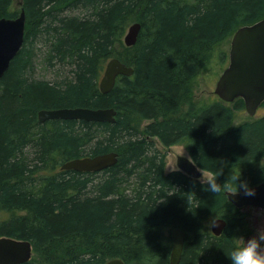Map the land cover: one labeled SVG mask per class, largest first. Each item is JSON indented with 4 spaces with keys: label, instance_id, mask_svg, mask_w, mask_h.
Masks as SVG:
<instances>
[{
    "label": "trees",
    "instance_id": "16d2710c",
    "mask_svg": "<svg viewBox=\"0 0 264 264\" xmlns=\"http://www.w3.org/2000/svg\"><path fill=\"white\" fill-rule=\"evenodd\" d=\"M20 1L25 42L0 79V238L29 240L26 264H170L164 232L181 228L179 264H232L237 241L251 233L248 216L228 200L230 189L167 175L156 140L186 144L222 188L238 171L250 187L264 182V118L234 126L221 99L189 103L182 114L216 47L263 20L264 0ZM14 3L0 0V18L20 15ZM135 22L142 29L127 47ZM114 58L135 72L102 94L99 82ZM78 107L113 108L116 122H39L42 110ZM244 107L237 100L235 109ZM109 152L119 161L103 172L61 169ZM219 217L228 223L216 237L208 225Z\"/></svg>",
    "mask_w": 264,
    "mask_h": 264
},
{
    "label": "water",
    "instance_id": "95a60500",
    "mask_svg": "<svg viewBox=\"0 0 264 264\" xmlns=\"http://www.w3.org/2000/svg\"><path fill=\"white\" fill-rule=\"evenodd\" d=\"M18 5H22L19 0ZM142 25L133 23L124 38L127 47L137 44ZM26 13L23 10L17 18H0V79L8 71L12 60L21 51L25 42ZM134 68L124 64L118 58L111 59L105 67L99 83L102 94H109L115 88L121 76L134 75ZM216 95L227 103L242 99L250 116H255L264 103V19L252 25L239 28L234 34L231 50L230 64L220 77ZM117 111L113 108H60L42 110L39 112V122L51 120H83L86 122L115 123ZM117 152H109L97 156L77 158L64 163L62 171H75L79 173H100L119 161ZM177 167L180 171L193 179L199 180L204 170L200 169L192 158L179 156ZM255 194L244 195L243 190L235 193L227 191L228 200L237 208L253 207L264 210V182L251 187ZM225 218L213 221L211 231L220 237L227 226ZM173 240L170 264H179L185 247L186 234L181 228L171 231ZM33 245L29 240L0 238V264H26L33 257ZM106 264H126L121 258H114Z\"/></svg>",
    "mask_w": 264,
    "mask_h": 264
},
{
    "label": "rangeland",
    "instance_id": "374dc122",
    "mask_svg": "<svg viewBox=\"0 0 264 264\" xmlns=\"http://www.w3.org/2000/svg\"><path fill=\"white\" fill-rule=\"evenodd\" d=\"M18 1L19 0H15L12 10L20 11V6L18 5ZM129 26L126 30L125 36L129 30ZM232 39H233V36L216 47L211 63L202 72V74L196 80L193 81L192 92L183 104L182 114L187 112L189 103L202 104L203 106H205L212 102L218 101L220 99L219 96L216 95L215 89H216V85L220 77L222 76L223 72L227 69V67L230 64V50H231ZM37 73L38 75L42 73V69L40 67L38 68ZM50 76L51 74L48 72L47 79H50ZM236 102L234 103L224 102L225 106L229 107L230 109H233L234 111V114H235L234 126L243 125L249 122H255V121H258L264 118V104L260 107L256 115L252 117L248 114L245 107L242 110H236L235 109ZM147 124H149V122L143 123L142 128H144ZM156 142H157V149L162 154H164L166 157V169H165L166 173H171L177 170L178 167H177L176 162L179 156H186V157L192 158L189 153V150L187 149L186 144L184 143L177 144L173 147L168 148L162 145L161 143H159V141L156 140ZM204 173H207V172H203V174ZM97 176H100V175L98 174ZM199 181L203 183H207L203 175L199 179ZM242 211L245 215L248 216L249 228H250L249 232H251L249 236H246L245 238L241 239V240H246L256 235L257 229L259 227L264 226V210L253 208V207H246V208H243ZM213 221L214 219L211 220V222H209V225H208L210 231H211V226H212ZM171 230L172 228L167 229L164 232L165 236H169V241L171 244L170 251H172V245H173ZM110 260L111 259H109L108 261Z\"/></svg>",
    "mask_w": 264,
    "mask_h": 264
},
{
    "label": "clouds",
    "instance_id": "9594fccd",
    "mask_svg": "<svg viewBox=\"0 0 264 264\" xmlns=\"http://www.w3.org/2000/svg\"><path fill=\"white\" fill-rule=\"evenodd\" d=\"M203 176L209 189L213 192L230 189L238 193L242 189L244 195L251 196L255 194L254 189L249 186L248 182L241 178L240 171L235 173L231 183H226L223 188L217 183L216 173L207 172ZM230 258L232 264H264V226L257 229L256 235L246 240H238L236 248L230 253Z\"/></svg>",
    "mask_w": 264,
    "mask_h": 264
},
{
    "label": "flooded vegetation",
    "instance_id": "af4514ba",
    "mask_svg": "<svg viewBox=\"0 0 264 264\" xmlns=\"http://www.w3.org/2000/svg\"><path fill=\"white\" fill-rule=\"evenodd\" d=\"M160 143V142H159ZM162 144V143H161ZM163 145V144H162ZM173 146H175V145H173ZM173 146H170V147H173ZM156 147H157V143H156ZM170 147H168V148H170ZM162 154V153H161ZM164 155V154H163ZM164 157H165V155H164ZM177 163V162H176ZM178 166V165H177ZM165 169H166V157H165ZM165 172H166V170H165ZM182 173V174H184V175H186L185 173H183L182 171H180L178 168H177V170H175V171H173V172H171V173ZM171 173H166L167 175L168 174H171ZM189 177V176H188ZM191 178V177H190Z\"/></svg>",
    "mask_w": 264,
    "mask_h": 264
},
{
    "label": "bare ground",
    "instance_id": "6f19581e",
    "mask_svg": "<svg viewBox=\"0 0 264 264\" xmlns=\"http://www.w3.org/2000/svg\"><path fill=\"white\" fill-rule=\"evenodd\" d=\"M102 78V77H101ZM101 80V79H100ZM100 83V82H99Z\"/></svg>",
    "mask_w": 264,
    "mask_h": 264
}]
</instances>
